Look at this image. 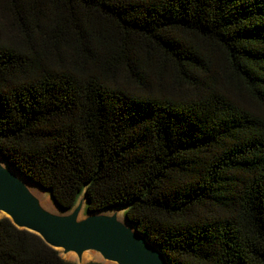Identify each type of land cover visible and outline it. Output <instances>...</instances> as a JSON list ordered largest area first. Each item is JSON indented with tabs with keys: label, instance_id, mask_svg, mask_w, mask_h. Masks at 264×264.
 Here are the masks:
<instances>
[{
	"label": "trees",
	"instance_id": "obj_1",
	"mask_svg": "<svg viewBox=\"0 0 264 264\" xmlns=\"http://www.w3.org/2000/svg\"><path fill=\"white\" fill-rule=\"evenodd\" d=\"M0 153L169 264H264V0H0ZM0 264L78 263L4 216Z\"/></svg>",
	"mask_w": 264,
	"mask_h": 264
},
{
	"label": "water",
	"instance_id": "obj_2",
	"mask_svg": "<svg viewBox=\"0 0 264 264\" xmlns=\"http://www.w3.org/2000/svg\"><path fill=\"white\" fill-rule=\"evenodd\" d=\"M26 179L0 153V220L7 216L63 254L74 252L79 264H83L85 252L91 250L117 264H169L161 247L136 225L122 219L119 209L82 217L83 196L74 209L55 212L44 206Z\"/></svg>",
	"mask_w": 264,
	"mask_h": 264
},
{
	"label": "bare ground",
	"instance_id": "obj_3",
	"mask_svg": "<svg viewBox=\"0 0 264 264\" xmlns=\"http://www.w3.org/2000/svg\"><path fill=\"white\" fill-rule=\"evenodd\" d=\"M22 176V175H21ZM26 182L29 184V186L31 187V189L41 198L42 203L44 204V206H46L47 208H49L50 210H52V200H51V196H49L43 189H41L37 184H35L34 182L26 179ZM5 215V214H3ZM120 217L122 218V212L119 213ZM93 250L91 251H87L84 254V261L88 258L91 257ZM96 252V251H95ZM98 253V252H97ZM74 252L69 253V255H74ZM100 254V253H99ZM68 255V254H67ZM93 260V259H92Z\"/></svg>",
	"mask_w": 264,
	"mask_h": 264
},
{
	"label": "rangeland",
	"instance_id": "obj_4",
	"mask_svg": "<svg viewBox=\"0 0 264 264\" xmlns=\"http://www.w3.org/2000/svg\"><path fill=\"white\" fill-rule=\"evenodd\" d=\"M48 195H49V194H48ZM49 196H50V195H49ZM51 200H52V199H51ZM52 202H53V201H52ZM51 209H52L53 211H55V212H59V213L63 212L60 208H58V207L54 204V202H53V204H52V208H51ZM119 210H120V212H122V219H126L125 216H124V209L120 208ZM107 211L110 212V211H113V209H111V210H107ZM85 215H86V214H85V212H84V210H83L81 216L83 217V216H85ZM62 255H63L65 258L70 259V260H73V261H76V262L79 264V262H78V257H77L76 254H74V255H69V253H68V255H67V254H63V253H62ZM92 259H93V260H97V261H102V262H104L105 264H117V263H115V262L105 260V259L101 256V254H99V253H97V252H95V251L92 252L91 257L88 258V260L86 259V260L83 262V264H87L89 261H92Z\"/></svg>",
	"mask_w": 264,
	"mask_h": 264
}]
</instances>
